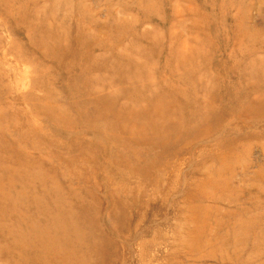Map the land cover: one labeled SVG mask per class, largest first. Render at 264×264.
<instances>
[{"label": "rangeland", "instance_id": "obj_1", "mask_svg": "<svg viewBox=\"0 0 264 264\" xmlns=\"http://www.w3.org/2000/svg\"><path fill=\"white\" fill-rule=\"evenodd\" d=\"M0 264H264V0H0Z\"/></svg>", "mask_w": 264, "mask_h": 264}, {"label": "bare ground", "instance_id": "obj_2", "mask_svg": "<svg viewBox=\"0 0 264 264\" xmlns=\"http://www.w3.org/2000/svg\"><path fill=\"white\" fill-rule=\"evenodd\" d=\"M79 256V255H78ZM71 260V259H70ZM56 261V260H55ZM62 261V260H61ZM77 262V261H76ZM78 263V262H77Z\"/></svg>", "mask_w": 264, "mask_h": 264}]
</instances>
